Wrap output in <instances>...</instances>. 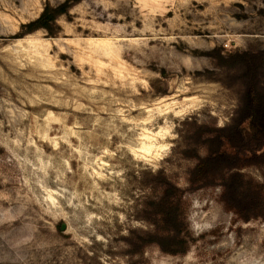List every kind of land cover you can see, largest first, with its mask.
<instances>
[{"label": "rangeland", "instance_id": "374dc122", "mask_svg": "<svg viewBox=\"0 0 264 264\" xmlns=\"http://www.w3.org/2000/svg\"><path fill=\"white\" fill-rule=\"evenodd\" d=\"M65 1L56 0V4ZM71 3L69 9L74 11L68 10L57 18L53 35L44 29L24 34L22 26L37 20L46 6L52 7V0H0V191L20 195L28 191L20 181L22 171L10 140L23 141L30 152L39 150L44 163L52 162L50 158L58 152L57 144L60 149L71 144L78 149L77 156L87 148L88 159L95 157L88 170L92 174L84 173L81 179L84 161L78 165L73 160L70 163L76 174L70 173L69 177L79 182L78 190H83L86 182L94 181L105 192L115 189L122 201V205L108 208L110 222H105L101 233L110 238L104 260L130 264L134 256H139L142 264H151L152 259L180 264L190 252H195L199 264H221L212 245L233 233L239 247L248 240L249 233L257 231L244 225L264 224V219L241 220L221 201V186L190 189V173L197 161L184 152L196 147L201 127L231 125L240 106L242 86L237 71L218 66L209 53L218 49L225 56L236 51H264L260 40L251 39L253 30L228 22L229 9L244 6L229 4L227 0H192L187 8L169 4L142 6L135 17L120 9H110L116 16H124L123 20L112 19L113 26L134 23L141 30L137 35L148 38L144 49L147 55L139 57L143 64L137 65L111 35L97 26L107 21L106 16L90 15L86 0ZM99 11L97 8L96 12ZM133 72L147 73L145 78L151 85L147 91L138 89L139 97L123 88L125 79ZM158 100L164 101L162 108L172 109L169 119L176 125L177 139L171 141L174 147L153 173L140 161L120 159V139L113 136L106 140L105 129L96 122L105 124L114 110L124 111L127 117L129 101L133 106H155ZM140 111L143 110L131 111V118H137ZM176 111L182 115L175 116ZM89 144L93 147L88 148ZM100 146H107L116 156L101 153ZM199 153L206 155V149L199 147ZM115 171H123V179L114 175L107 178ZM243 172L264 185V168L249 167ZM166 181L181 191L182 236L188 241L184 254L167 253L158 244L143 241L157 233L154 210L149 204L161 199ZM116 213L125 214L144 227L121 225ZM213 216V228L196 235L194 225L201 222L200 218L211 220ZM124 231L130 233L129 237L122 235ZM45 235L48 243L64 254V264H103V260L93 262L97 253L91 248L88 253L76 251L70 236L65 234L63 220ZM125 244L130 247L125 248Z\"/></svg>", "mask_w": 264, "mask_h": 264}, {"label": "clouds", "instance_id": "9594fccd", "mask_svg": "<svg viewBox=\"0 0 264 264\" xmlns=\"http://www.w3.org/2000/svg\"><path fill=\"white\" fill-rule=\"evenodd\" d=\"M86 3L90 15L107 17L104 24L97 26L112 36L121 51L129 54L132 63L142 65L143 60L139 57L147 55L144 49H147L148 38L137 35L141 30L136 29L134 23L113 26L112 19L123 20L124 16H116L115 13L110 12V9H120L135 17L136 10L142 6L169 4L177 8H187L192 0H90V2L86 0ZM227 3L244 6L243 9H229L231 12V16L228 17L229 24L253 30L255 34L251 39L260 40L264 44V0H227ZM56 8V0H52V11L55 12ZM97 8L101 11L96 12ZM237 16L240 19H236ZM128 29L132 31L129 32ZM147 75V73L133 72L125 79L124 90L130 95L139 97L138 89L147 91L151 87L145 78ZM163 105V100H158L155 106L139 103L133 106L129 101L127 117L124 111L114 110L105 124H100L99 121L96 124L105 129L106 140L110 141L113 136L120 139L121 143L118 145L120 159L130 157L131 160L140 161L146 167H150L155 173L160 167V162L174 147L171 141L177 139L176 125L169 119L172 109L162 108ZM140 109L143 111L139 112L138 117L131 118V111ZM174 114L182 115L180 111ZM69 134L75 135L71 132ZM64 142L68 144L67 140ZM9 144L16 153L15 159L21 167L20 181L27 186L28 191L25 195L15 191H0V264H57V262L64 264V254L59 249H54L45 235L50 227L54 229L55 224L61 220L65 222V234L70 236V242L74 243L76 251L83 250L88 253L91 248L97 253L93 256V262L103 260V264H111L110 260H104L103 257L110 238H106V235L101 233L105 229V222H110L108 208L118 203L122 205L120 196L115 189L111 192L103 191L94 181L86 182L87 186L83 190H78L79 182L69 177L70 173L73 176L76 174L70 163L73 160L78 165L84 161L81 179H84V173L91 175L88 170L92 168L95 157L88 159L90 153L87 148L77 156L78 149L71 144L64 149H60V145L57 144L55 147L58 152L54 158H50L52 162L44 163L41 160L42 153L39 150L30 152L23 141L10 140ZM91 147L93 145L89 144L88 148ZM99 151L112 157L116 156L115 152L108 151L107 146H100ZM113 175L123 179L124 173L115 171L107 178L112 179ZM115 215L121 225L127 224L132 228L144 227L142 224L130 221L125 214ZM45 217H48L51 223L45 220ZM200 219L201 222L194 225L198 230L195 232L196 235L205 229H212L216 221L215 216L211 220H204V217ZM41 221L44 223L42 224ZM244 227L256 228L257 231L249 233L248 240L240 243L239 247H237V237L233 233H229L227 239L212 245L220 255L221 264H264V246H262L264 224L257 222ZM122 235L129 237L130 233L124 231ZM98 245L102 247L98 248ZM124 247L128 248L130 245L125 244ZM120 264H123V261ZM130 264H142L140 257L134 256ZM151 264H164V262L152 259ZM180 264H199V257L195 252H190Z\"/></svg>", "mask_w": 264, "mask_h": 264}, {"label": "trees", "instance_id": "16d2710c", "mask_svg": "<svg viewBox=\"0 0 264 264\" xmlns=\"http://www.w3.org/2000/svg\"><path fill=\"white\" fill-rule=\"evenodd\" d=\"M71 6V0L57 6L55 12L46 6L37 20L22 26L24 34L44 29L53 35V23ZM209 55L218 66L237 71L242 92L231 125L201 127L196 147L184 152L197 161L190 173V189L221 186V201L241 220L264 219V185L243 172L249 167L264 168V51H236L225 56L218 49ZM199 147L206 149V155L199 153ZM181 201V191L166 181L161 199L149 204L154 210L157 233L143 239L146 244H158L171 254L187 252Z\"/></svg>", "mask_w": 264, "mask_h": 264}, {"label": "bare ground", "instance_id": "6f19581e", "mask_svg": "<svg viewBox=\"0 0 264 264\" xmlns=\"http://www.w3.org/2000/svg\"><path fill=\"white\" fill-rule=\"evenodd\" d=\"M58 45L57 43H53V46ZM62 46V45H61Z\"/></svg>", "mask_w": 264, "mask_h": 264}, {"label": "water", "instance_id": "95a60500", "mask_svg": "<svg viewBox=\"0 0 264 264\" xmlns=\"http://www.w3.org/2000/svg\"><path fill=\"white\" fill-rule=\"evenodd\" d=\"M63 228H64V226H63Z\"/></svg>", "mask_w": 264, "mask_h": 264}]
</instances>
